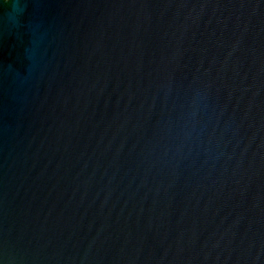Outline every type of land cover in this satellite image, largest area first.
Here are the masks:
<instances>
[{"label": "water", "instance_id": "1", "mask_svg": "<svg viewBox=\"0 0 264 264\" xmlns=\"http://www.w3.org/2000/svg\"><path fill=\"white\" fill-rule=\"evenodd\" d=\"M0 264H264V0H0Z\"/></svg>", "mask_w": 264, "mask_h": 264}]
</instances>
